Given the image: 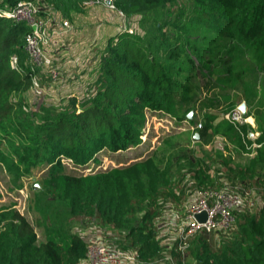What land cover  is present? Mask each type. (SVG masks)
Segmentation results:
<instances>
[{"label":"trees","instance_id":"obj_1","mask_svg":"<svg viewBox=\"0 0 264 264\" xmlns=\"http://www.w3.org/2000/svg\"><path fill=\"white\" fill-rule=\"evenodd\" d=\"M18 1L0 0V9L12 8ZM41 2L72 23L84 7L83 0ZM112 4L128 25H118L95 47L93 68L85 67L89 74L74 69L82 81L77 91L66 93L57 106L46 103L37 110L31 102V79L40 70H32L25 48L31 26L0 16V135L9 134L10 153L17 157L14 161L2 151L0 162L18 180L38 164L47 166L41 181L46 194L65 202L67 213L76 220L119 230L124 248L136 253L138 264H186V257L193 264H264V197L257 206L234 209L226 230L195 233L186 257L176 245L166 256L154 225L157 207L149 204L160 184L158 168L150 159L116 174L79 176L64 174L61 163L69 158L84 165L103 149L114 153L135 146L141 142L147 109L181 121L188 108H179L194 106L199 97L198 110L210 123L211 133L240 145L241 126L222 115L237 99L255 100L256 87L264 80V0H113ZM135 23L143 29L132 28ZM12 56L17 58L15 66ZM203 92L212 93L210 106L205 105ZM215 94L222 96L221 101ZM218 102L224 113L210 114ZM245 138L254 137L245 132ZM255 162L251 159L233 174L239 186L246 189L254 182ZM208 182L216 183L209 178ZM87 253L88 242L79 233L45 230L39 240L23 214L0 207V264H86Z\"/></svg>","mask_w":264,"mask_h":264},{"label":"rangeland","instance_id":"obj_2","mask_svg":"<svg viewBox=\"0 0 264 264\" xmlns=\"http://www.w3.org/2000/svg\"><path fill=\"white\" fill-rule=\"evenodd\" d=\"M86 1L83 0L84 7L81 13L76 17L74 16L77 27L74 26L76 32H73V40L70 44L64 41L58 47L52 48L54 60L52 61L53 66L50 68L56 71L57 77L59 73L58 79L56 78L55 82H51L49 73L41 71L42 75L37 74L41 82L40 86L43 89V97L39 108L43 105L47 106L46 103L57 106L65 100L57 94L61 92V89L70 88L73 83L71 73L73 72V64L76 62L73 53L78 49V46L81 49L86 48L92 42V38L91 41L87 39L91 28L90 26L87 27V22L93 25L94 29L96 26L104 28L106 17H103L102 13H110L109 9L103 5L102 7L92 8L87 5ZM52 9L56 10L53 7ZM93 9L98 10L95 11L96 18L100 16L103 20L98 18L102 21L93 19L91 16V13H94ZM45 16V13L42 12V21L48 20L45 19ZM70 22L72 23V21ZM125 23L128 25L126 21L124 24L118 22L122 26H125ZM79 24H85V26L80 28ZM131 27L143 29L137 23L131 25ZM93 49L95 50V47ZM69 50L71 53L67 56ZM67 58L68 61H66ZM81 58L83 57L81 56ZM87 62L85 61L83 65L91 66L90 70H92L94 65L92 62ZM74 67L77 66L74 65ZM48 85L50 88H48ZM53 85L58 87L56 88ZM86 90L88 89L86 88ZM255 91L257 93L255 100L246 102L240 98L232 107H237L240 103L245 105L246 113L244 116L246 120L240 124L243 137L240 140V145L231 139L225 138L224 135L211 133L212 128L208 127L210 123L203 115V111L198 110L199 97L194 106L193 104H186V106L179 108L182 111L188 108L185 119L180 121L176 118L177 116L173 115L174 118L160 110H157L158 112H148L144 133L141 135L139 144L114 153L103 149L95 154V159L89 160L84 165L75 164L71 159L64 158L61 160L62 172L70 176L101 171H113L116 174L121 168L150 159L158 168V174L160 175L157 192L149 199V204L155 205L158 211L154 220L157 239L166 251V256L170 255L168 250L176 245V251H181L186 257L188 241L195 234L189 235L185 239L182 238L183 215L189 204L193 202L199 189L224 190L223 186H225L227 190L239 192L237 187H241L247 192L244 202L248 199V202L245 203L251 207L259 205L260 199L264 197V80L258 84ZM210 95L212 93H202L206 106L211 105ZM214 96L221 101V95L215 94ZM213 107L210 114L222 115L224 113L222 112L223 105H220V102L213 105ZM180 112L175 114L180 117ZM189 113L191 120H188L189 117H187ZM202 124L203 128L200 129ZM245 132L249 136L252 134L254 138L246 141ZM195 133L198 135V140L192 139ZM7 139H10L9 134L6 136L0 135V152L9 153L16 161L17 157L9 150L12 142L7 143ZM16 141L18 139L14 138V142ZM106 154L109 159L104 158ZM253 158L256 160L254 163V182H251L245 189V186H239L240 184L237 183L238 180L233 177V174H239L240 170L238 168L243 169L242 167H246ZM100 161H103V165L101 168H97V163ZM47 172V166L38 164L31 168L28 176L21 175L18 180L16 175L0 162V207H13L23 214L34 226L39 240L44 238L45 230L74 231L79 233L88 242V245L102 243L121 252L136 254L132 250L124 248L122 233L119 230L109 231V229L100 228L93 220H76L67 213L65 202L49 197L41 188V181ZM204 174L209 179L215 180L216 183H209L208 178L203 180ZM218 183H221V185L219 186ZM139 211L138 214L141 215V209ZM120 262L119 264H138L136 256L133 260H121ZM185 262L186 264H193V260L187 257ZM86 264H89L88 261H86Z\"/></svg>","mask_w":264,"mask_h":264},{"label":"built area","instance_id":"obj_3","mask_svg":"<svg viewBox=\"0 0 264 264\" xmlns=\"http://www.w3.org/2000/svg\"><path fill=\"white\" fill-rule=\"evenodd\" d=\"M38 1L39 0H20L12 8L0 9V16L17 20H25L31 26V30L25 37V48L33 64L32 70L38 68L41 75V71L47 74L49 73L51 76V82H55L59 77V73L57 77L56 71L50 68L53 66L52 61L54 60L52 48L58 47L63 44L64 41L70 44V38L67 39L66 36L76 32V28L74 27V23H71L68 18L58 14L50 5L45 4L44 2L38 4ZM106 1H110V4H107ZM86 3L90 6L103 5L110 10H115L112 4L113 0H87ZM42 12L45 13V19L48 20L42 21ZM116 13L119 15V18L123 20L122 14L118 11ZM55 37H59V40L53 41ZM51 44H53V47L47 49V47ZM93 48L94 47L92 45H88V47L82 49L78 46V49L75 50L73 54L75 56L74 61L76 62L73 64V72L71 73L73 76V83L70 88L61 89V92L57 94L58 96L63 97L69 91L76 90L75 87L78 84H82L80 79L81 75H75L74 69L79 67L80 72L82 70L81 73L87 72L89 74V72L85 69L87 65L84 66L83 63L85 61H88L87 63L92 62V58L94 57ZM90 49H92V51H90ZM70 53L71 51L69 50L67 56ZM81 56L83 58H81ZM16 61L17 58L12 56V66L16 65ZM74 65L77 67H74ZM38 78L39 77L37 75L33 74L31 79L33 96L32 106L34 109L39 108L41 103L40 101L43 97V89L40 86L41 82ZM53 86H56V88L58 87L57 85ZM48 88H50L49 85ZM152 111L158 112L156 110L147 109L146 119L147 113ZM222 116L231 121L236 127L246 120L244 114L240 111L238 106L228 110ZM104 158H108V155L106 154ZM102 165L103 161H100L97 163V168H101ZM222 190L223 189L202 188L196 192L193 202L189 204L186 208L185 214L183 215V239L199 231H212L216 229L226 230L230 227L233 220L231 212L234 209L247 205L246 203L248 202V199L246 200L247 202L245 201L246 203L244 202L247 192L244 189L243 193H239L235 190H227L226 188H224L223 191ZM200 212H204L206 215L203 221H197L194 217L195 214ZM134 258V253L128 254L126 252H121L117 249L108 247L105 244L95 243L88 245L86 261H88L89 264H119L121 263V260H133Z\"/></svg>","mask_w":264,"mask_h":264},{"label":"crops","instance_id":"obj_4","mask_svg":"<svg viewBox=\"0 0 264 264\" xmlns=\"http://www.w3.org/2000/svg\"><path fill=\"white\" fill-rule=\"evenodd\" d=\"M91 7L92 8L102 7V5H94ZM92 11L94 12V13H91V16L93 17V19L98 20V21L103 20L100 16H98V17L101 18L102 20L99 19L98 17L96 18V12L95 11H98L97 9H93ZM109 11H110V13L109 12L108 13L107 12L102 13L103 17L104 16L106 17L105 21H104L105 25H104L103 29H102V27H97V26L94 29L93 25H91L89 22H87L88 23L87 27H89V26L91 27L90 32L88 33L89 35H88L87 39H88V41H91V38H92V42H90L91 43L90 45H92L94 47H96V46L98 47L99 45H101L103 39H105L106 36L110 35L115 30V27L120 25V24H118L119 21H121L120 22L121 24L123 23V20L119 18V15L116 13L117 12L116 10H110L109 9ZM76 24L77 23H74L75 27H77ZM79 26L81 28L82 26H85V24H83V25L79 24ZM82 32L84 33L83 29H82ZM66 37H67V39L70 38V42H71L73 40L74 34L71 33L70 35H67ZM96 41H98L99 44H97L98 42H96ZM78 85H80V84H78Z\"/></svg>","mask_w":264,"mask_h":264},{"label":"water","instance_id":"obj_5","mask_svg":"<svg viewBox=\"0 0 264 264\" xmlns=\"http://www.w3.org/2000/svg\"><path fill=\"white\" fill-rule=\"evenodd\" d=\"M106 3H107V4H110V1H106ZM238 108L240 109V111H241L243 114L246 113L244 103H240V104L238 105ZM187 116L190 118V117H191L190 113H189ZM192 139H193V140H198V135L195 133V134L193 135V138H192ZM194 217H195V219H196L197 221H203V220L205 219L206 215H205L204 212H200V213L195 214Z\"/></svg>","mask_w":264,"mask_h":264}]
</instances>
